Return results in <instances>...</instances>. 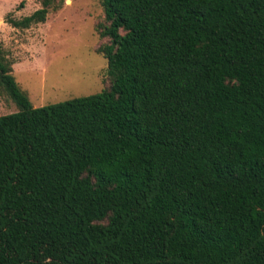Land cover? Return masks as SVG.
Returning <instances> with one entry per match:
<instances>
[{
    "label": "trees",
    "instance_id": "obj_1",
    "mask_svg": "<svg viewBox=\"0 0 264 264\" xmlns=\"http://www.w3.org/2000/svg\"><path fill=\"white\" fill-rule=\"evenodd\" d=\"M101 2L97 93L35 107L0 46V264H264V0Z\"/></svg>",
    "mask_w": 264,
    "mask_h": 264
},
{
    "label": "rangeland",
    "instance_id": "obj_2",
    "mask_svg": "<svg viewBox=\"0 0 264 264\" xmlns=\"http://www.w3.org/2000/svg\"><path fill=\"white\" fill-rule=\"evenodd\" d=\"M23 5H21V3ZM42 0H0V46L13 62V74L35 107L101 91L107 58L97 49L108 42L97 25L104 17L101 0H63L45 22L15 27L7 16L22 18ZM18 110L0 91V115Z\"/></svg>",
    "mask_w": 264,
    "mask_h": 264
}]
</instances>
